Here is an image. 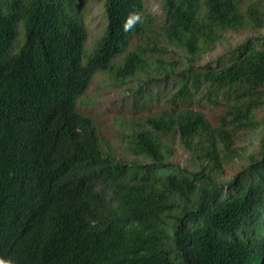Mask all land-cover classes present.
<instances>
[{"label": "trees", "instance_id": "1", "mask_svg": "<svg viewBox=\"0 0 264 264\" xmlns=\"http://www.w3.org/2000/svg\"><path fill=\"white\" fill-rule=\"evenodd\" d=\"M82 1L0 0V264H264V34L225 39L264 28V0H163L162 20L146 0H105L86 61ZM98 73L139 80L123 98L140 121L115 119L121 153L77 108ZM28 106L46 114L37 164L2 125Z\"/></svg>", "mask_w": 264, "mask_h": 264}, {"label": "rangeland", "instance_id": "2", "mask_svg": "<svg viewBox=\"0 0 264 264\" xmlns=\"http://www.w3.org/2000/svg\"><path fill=\"white\" fill-rule=\"evenodd\" d=\"M81 3L86 10V24L88 28V40L86 46L88 47L87 50L90 51L95 45L96 40L103 35L107 26L108 20L104 7L105 0H83ZM162 5L163 0H146V6L152 13L156 15L158 20H162L163 18ZM262 34H264V28H261L258 31H244L240 33L226 32L225 39L226 43L233 47L246 41L249 37L256 38ZM226 49V47L223 48L222 46H219L214 53L206 55V57L201 60L200 63L204 64L209 60L216 58L218 55L224 53ZM160 58L165 63L179 61V59H181V52L172 50V52L168 55H160ZM138 84L139 80L135 79L133 83L125 84L123 86H114L111 83L102 82L101 77H97L95 82L81 98V102L79 103L80 111L91 115L93 117L91 118L96 120L105 139H107L112 148H116L119 153H121L123 149L121 148L122 144L117 137V131H127L128 129H124L121 122H115V119L119 118L120 120H125V115L127 116L129 114L130 116H127V118H131L132 115L134 116L132 118L133 120L137 119L140 121L141 114H136L134 112L133 101L130 96L123 98L125 97L123 94L125 90H127L129 87H132L133 85L138 86ZM141 100L144 101L145 97L142 96ZM153 106L154 102H150L148 108ZM121 111L125 115L122 114ZM263 117L264 111L259 113L258 118L260 121H262ZM133 120L127 119L128 125H131ZM260 127H262V125ZM258 131L259 130L248 131L243 134V137L239 142V147L245 155L251 154L254 152V149L258 148ZM173 149V160L177 163H180L184 167H190L193 169L191 166L189 153L179 143H176L175 146H173ZM241 165L242 162H238L226 166L224 174L221 177L222 181L231 180L239 171Z\"/></svg>", "mask_w": 264, "mask_h": 264}, {"label": "clouds", "instance_id": "3", "mask_svg": "<svg viewBox=\"0 0 264 264\" xmlns=\"http://www.w3.org/2000/svg\"><path fill=\"white\" fill-rule=\"evenodd\" d=\"M107 14V13H106ZM108 20V17H107ZM87 25V24H86ZM108 25V22H107ZM107 28V26H106ZM105 28V31H106ZM88 30V28H87ZM104 31V33H105ZM103 35L98 38L95 42V45L92 47L90 51H88V47L86 46L87 40H88V34L87 38L84 44V61H86L88 58L86 57V54L93 55L98 48V42L100 39L104 36ZM97 77H101L102 82L104 83H111L114 86H118L119 80L115 77L114 73H98L95 74L86 91L82 94V96L79 98L77 102V108L79 109V103L81 102V98L86 94L88 89L91 87V85L95 82ZM121 86V85H119ZM85 113V112H84ZM87 114V113H85ZM89 115V114H87ZM44 116L46 114L41 111L40 109L34 107V106H28L24 108L21 112L18 111H12L9 113H6V117L2 118V125H5L7 128V131L9 133L10 139H15L17 136L20 138L17 144H21V152L24 154V160L37 164L39 162H43L42 159L43 155V149L47 145L46 137V123L43 122ZM91 116V115H89ZM92 117V116H91ZM93 118V117H92ZM6 119V121H5ZM95 120V119H94ZM96 121V120H95ZM97 123V122H96ZM98 125V124H97ZM99 128V126H98ZM101 137H104L101 129H98Z\"/></svg>", "mask_w": 264, "mask_h": 264}]
</instances>
